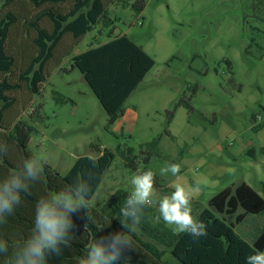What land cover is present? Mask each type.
<instances>
[{
	"label": "rangeland",
	"instance_id": "rangeland-1",
	"mask_svg": "<svg viewBox=\"0 0 264 264\" xmlns=\"http://www.w3.org/2000/svg\"><path fill=\"white\" fill-rule=\"evenodd\" d=\"M6 1L0 0V12ZM135 4L144 5L143 11ZM109 18L113 24L102 22L77 43L23 110L22 119L34 127L29 150L46 156L45 165L62 176L81 156L97 157L98 149L115 154L88 210H102L118 191L130 194L134 175L151 170L156 174L152 220L157 222L158 202L175 184L186 190L199 186L192 191L197 217L230 182L210 178L205 163H218L217 150L227 149L235 134L254 137L246 132L251 125L264 130V0H117ZM110 34L127 35L155 62L112 126L84 76L72 69L74 56L107 43ZM155 140L156 150L150 146ZM257 155L247 159L256 169L261 165L262 176L249 172L255 190L264 193V156L259 149ZM222 157L229 159L226 152ZM242 163H236L238 177ZM171 164L180 165V174L161 175ZM237 232L244 236L247 227L238 226ZM160 249L166 264H179L170 250Z\"/></svg>",
	"mask_w": 264,
	"mask_h": 264
},
{
	"label": "trees",
	"instance_id": "trees-1",
	"mask_svg": "<svg viewBox=\"0 0 264 264\" xmlns=\"http://www.w3.org/2000/svg\"><path fill=\"white\" fill-rule=\"evenodd\" d=\"M116 1L7 0L2 7L0 143L7 144L9 151L0 158V181L24 159L33 156L29 142L34 127L22 119L23 110L40 95L53 70L61 66L77 43L102 22L105 26L113 24L109 7ZM133 8L140 13L144 5L135 4ZM111 34L107 43L74 56L72 63V69L80 71L101 103L109 126L124 115L125 101L155 65L153 58L130 37H111ZM18 93L23 95V101L16 96ZM158 144L155 140L150 146L156 150ZM132 151L129 149L128 155ZM251 152L247 154L251 156ZM98 153L97 157H79L64 176L44 165L41 179L31 183L28 192L21 193V204L7 218V223L0 226V239L26 238L33 227L37 201L62 190L78 173L92 169L95 162V180L88 197L91 200L115 159L109 149H98ZM151 155L148 153L145 162ZM128 195L118 191L102 210L91 209L87 213L82 210L75 214L70 246H62L61 254L50 256L48 264H78L88 244L122 230L120 209ZM155 214L151 206L144 209L138 230L131 233V247L123 252L117 264H166V252L160 246L170 250L179 264H245L248 255L264 251V198L245 182L218 192L208 201V208L196 217L207 225V235L199 239L175 232L162 220L155 223L152 220ZM238 226L247 227L244 236L237 232ZM2 262L4 257H0Z\"/></svg>",
	"mask_w": 264,
	"mask_h": 264
},
{
	"label": "clouds",
	"instance_id": "clouds-1",
	"mask_svg": "<svg viewBox=\"0 0 264 264\" xmlns=\"http://www.w3.org/2000/svg\"><path fill=\"white\" fill-rule=\"evenodd\" d=\"M7 144L0 143V158L8 154ZM47 157L43 154L24 159L2 181H0V226L14 214L21 204V193L28 192L31 183L41 179ZM96 163L92 169L80 172L72 182L50 197L40 198L35 205L33 227L26 238L0 239V257L4 264H48L53 255H60L62 246H70L75 225L72 217L82 210L87 213L89 195L93 190ZM171 173L178 176L180 165L171 164L160 169L161 175ZM156 174L144 171L134 175L133 189L120 209L122 230L100 236L86 246L84 255L78 258V264H117L123 252L131 247L132 236L142 222L144 209L153 203ZM170 195L158 202L157 222L175 226L178 233H185L194 239L207 235V225L192 214V191L182 185H173ZM11 248V253L10 252ZM245 264H264V251H255L245 258Z\"/></svg>",
	"mask_w": 264,
	"mask_h": 264
},
{
	"label": "crops",
	"instance_id": "crops-1",
	"mask_svg": "<svg viewBox=\"0 0 264 264\" xmlns=\"http://www.w3.org/2000/svg\"><path fill=\"white\" fill-rule=\"evenodd\" d=\"M253 128H255V130ZM249 131L255 133L254 137L252 135L250 137V135L246 136V135L235 134L236 136L234 137V142L227 149L219 148L217 150V157L220 159L218 163L212 164L209 161L205 163V165L208 166V171L209 169L212 171L211 173L209 171L208 174L210 178L215 179L216 181H224L227 179L230 180V182L226 184L220 191L228 187L241 184L242 182H245L254 188L251 178V173L249 172L252 169L255 170L258 177L262 176L263 172L261 165H257L256 166L257 169H256L253 163L249 162L250 159H247L248 157H250L247 154V152L253 150V152H251L250 155L255 160L257 159L256 157L258 156L257 149H259L260 153L263 154L264 156V152H262V150L264 149V137H263L264 130L263 127L253 124L250 126L248 131L246 130V132L248 133ZM253 139H256L258 141L259 148L256 147L257 144L255 140L253 141ZM225 152L229 157L228 160H225L224 157H222L223 153ZM238 160L243 161L241 169L242 171H244V173H242V175L239 177L237 176L239 166H237L236 164ZM257 192L261 197L264 198L263 192L261 191H257ZM1 264H4V262H2Z\"/></svg>",
	"mask_w": 264,
	"mask_h": 264
},
{
	"label": "water",
	"instance_id": "water-1",
	"mask_svg": "<svg viewBox=\"0 0 264 264\" xmlns=\"http://www.w3.org/2000/svg\"><path fill=\"white\" fill-rule=\"evenodd\" d=\"M84 80H85V79H84ZM58 137H59V134L56 133V134L54 135V138L57 139Z\"/></svg>",
	"mask_w": 264,
	"mask_h": 264
},
{
	"label": "built area",
	"instance_id": "built-area-1",
	"mask_svg": "<svg viewBox=\"0 0 264 264\" xmlns=\"http://www.w3.org/2000/svg\"><path fill=\"white\" fill-rule=\"evenodd\" d=\"M256 119H260V117H257Z\"/></svg>",
	"mask_w": 264,
	"mask_h": 264
}]
</instances>
